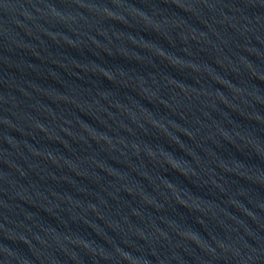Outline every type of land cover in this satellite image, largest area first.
Wrapping results in <instances>:
<instances>
[{
    "label": "water",
    "instance_id": "obj_1",
    "mask_svg": "<svg viewBox=\"0 0 264 264\" xmlns=\"http://www.w3.org/2000/svg\"><path fill=\"white\" fill-rule=\"evenodd\" d=\"M0 264H264V0H0Z\"/></svg>",
    "mask_w": 264,
    "mask_h": 264
}]
</instances>
